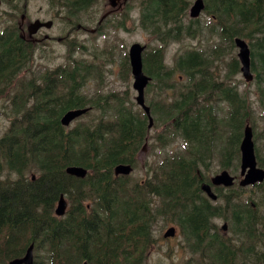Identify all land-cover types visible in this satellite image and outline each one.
I'll list each match as a JSON object with an SVG mask.
<instances>
[{
  "label": "trees",
  "instance_id": "16d2710c",
  "mask_svg": "<svg viewBox=\"0 0 264 264\" xmlns=\"http://www.w3.org/2000/svg\"><path fill=\"white\" fill-rule=\"evenodd\" d=\"M48 1L64 12L60 18L72 23L71 30L76 23L84 28V14L90 17L100 2ZM204 1L209 17L204 23L189 17L192 0L139 4L138 27L159 42L143 56L144 71L152 77L147 104L154 127L162 126L153 152L178 139L184 148L155 158L145 180L115 176V166L134 167L139 161L137 153L149 133L147 114L127 91L98 90L88 96L84 89L92 78L102 84L96 76L103 63L77 58L75 52L85 56L88 46L67 40L68 35L63 38L70 58L64 65L39 73L31 70L40 42L18 37L17 14L8 15L11 23L0 30V98L6 90L11 93L3 103L10 125L0 137V264L23 257L32 244L34 264H149L159 221L178 226L183 247L191 254L182 264H264V184H257L261 199L250 197V202L236 190L219 194L222 202H215L201 188L209 181L210 150L223 135L218 127L230 131L226 143L217 144L219 165L228 167L229 155L235 153L238 170L244 127L248 122L255 126L247 101L251 91L240 90L241 64L233 54L237 36L250 45L254 79L247 82L255 83L254 93L264 108V0ZM10 5L12 13L26 10ZM134 9L130 3L121 19H107L99 26L128 29ZM196 35L198 46L179 51L168 66L170 43ZM210 40L224 42V50L209 45ZM225 53H231L227 69L217 72L214 65ZM123 67L131 73L128 56ZM222 100L229 109L224 119L218 118L224 117V108H218V117L213 108L214 101ZM86 106L92 110L72 126L61 123L67 111ZM256 154L264 167L259 147ZM69 165L85 166L88 175H69ZM30 171L33 176H26ZM61 194L70 207L58 217L55 208ZM217 219L228 222L227 232Z\"/></svg>",
  "mask_w": 264,
  "mask_h": 264
},
{
  "label": "rangeland",
  "instance_id": "374dc122",
  "mask_svg": "<svg viewBox=\"0 0 264 264\" xmlns=\"http://www.w3.org/2000/svg\"><path fill=\"white\" fill-rule=\"evenodd\" d=\"M10 1L12 5L16 4L19 5L22 10L24 9L23 0ZM140 1L141 0L131 1L135 6V9L132 13L133 20H130L128 22V29L114 28L111 27L110 23H107L108 26L98 25L99 20H101L102 18L106 20L121 19L126 13L128 3L127 2L124 5V1H119L117 3V7H112L110 0H100V2L92 10V15L90 16L91 20H87V16L86 14H84L85 16L82 20V25H85V27L79 29L76 23L74 27L75 29L71 30L72 23L69 20H62L60 18V16H64V12L59 13L57 8L52 6L48 0H28L25 12L21 10L15 11V13L17 14V20H14L15 22L19 23L21 20V16H23L22 14L24 13L26 15L25 26L29 22H35L38 19H41L43 21L50 20L54 23V25L50 29L41 28L39 30V33L36 35L39 41L35 45H38L40 42V47L36 48V54L33 56V60L31 61L33 62V68H31V70L39 73L46 69L53 70L57 67H61V65H64L70 58V51L67 50V44L65 42V39L63 38L64 36L68 35L67 40L68 38H70L69 40L78 39L88 46V52L85 56H83L79 51L75 52V56L77 58L96 60L98 63H103V70H99L96 76L100 77L102 84L98 85L97 78H92L88 83V86L84 89V92L87 93L88 96H91L98 90L102 92L119 91L120 93H124L127 91L128 95L131 97V100L136 103L135 97L137 95V92L133 88V76L131 73L126 74V70L123 67L124 63L127 61L129 49L131 45L136 42L141 43L142 45H146V50L150 49L156 44H159V42L155 41L152 36H150L145 30L141 29L137 25ZM194 1L195 0H192V3H194ZM7 2L8 0H1L0 3V30L4 26L9 25L12 21L8 20V16H6L8 13L13 12L11 10V5ZM120 7L122 8L119 9ZM109 11L111 12L108 13ZM200 18L202 23L209 21L208 15H206V13L204 12H202ZM102 23H105V21H103ZM100 29H102V32L100 31ZM33 39L36 38L33 37L29 38L28 40ZM197 39L198 36L196 35L195 37H186L180 42L170 43L166 52V64L168 66H172L174 56L179 51L183 52L186 49L198 46ZM216 41L210 40L208 44L212 45L214 43V46H216L219 51H223L225 43ZM233 54L237 56V47H235ZM95 55L98 56V59H95ZM230 58L231 53H225L224 56L215 63L214 67L216 71L222 73L225 72L227 69L226 64L230 60ZM24 78L25 74L23 72L21 73V80H24ZM239 78L241 80L240 90L244 91L245 89H247L251 91V94L247 98V101L248 103L252 104L253 116L255 119V126H252L254 128V141L256 147H259L261 152L264 153V108L259 104L258 97L254 93L256 90L255 83L248 84L249 82L245 80L243 74H240ZM233 79L231 80V82L233 81ZM180 82L181 85L184 84L183 77L180 78ZM15 87L16 84L13 88ZM152 89L154 90V87H152ZM8 91L6 90L5 92H3L6 95H1L0 98V137L4 135L5 131L10 125L9 117L4 113L5 108L3 107V103L5 102L7 96L11 94L10 92L8 93ZM148 96L149 95H147L146 92L147 103ZM149 98L151 99L150 96ZM214 102L215 103L213 108L217 117L218 108L221 106L224 108V113H221V116L224 115V117L218 118H226L229 112L228 105L223 100ZM86 107L89 108V111L92 110L91 106ZM138 107L142 109L141 106L138 105ZM74 123H76V121ZM218 128L223 135L219 141L217 139L215 140L213 147L210 150V154L212 156V158L208 160V168L210 169V171L206 173L209 177L213 176L220 168L219 158L216 153L218 149L217 144H219V146L224 145L230 134V131L228 130L227 132H225L222 126H219ZM160 132H162L161 125L155 126L151 129V131L148 133L150 145L147 148V153H145L144 151L141 153L140 160L134 166V171L127 176H131L132 179L145 180L147 177L148 166L155 160V158L161 159L165 154L184 150V148L182 147L183 140L178 139L169 147L165 149L160 148L156 152H153L152 142L155 141L154 136ZM143 145L144 143L142 144V146ZM139 152L137 153L138 157ZM233 154L235 160L234 168L231 170V173L240 176V169L235 170L237 159L235 157V153ZM11 175H13V177H17V174ZM26 176L30 177L33 175L30 171L28 173L26 172ZM232 190L242 192L244 201L249 200L250 197L261 199L262 196L261 186L248 187L242 190L238 182H236ZM69 207L70 203L68 201L67 210L69 209ZM216 221L220 224V227L225 223L224 220L217 219ZM171 226H175L177 228V234L174 237L165 238L164 233ZM154 234L156 240L154 247L148 253L149 264H172L174 262L182 264L191 257L190 252L185 247H183L182 236L176 224L170 223L164 225L163 221H159L155 225ZM228 234L231 235V232L229 231Z\"/></svg>",
  "mask_w": 264,
  "mask_h": 264
},
{
  "label": "water",
  "instance_id": "95a60500",
  "mask_svg": "<svg viewBox=\"0 0 264 264\" xmlns=\"http://www.w3.org/2000/svg\"><path fill=\"white\" fill-rule=\"evenodd\" d=\"M120 0H110L111 5L113 7H117V3ZM127 1V0H126ZM205 9L204 0H196L191 7L190 16L192 18H198L202 11ZM25 18L23 15L22 19ZM24 21V20H23ZM53 26V21L44 22L42 20H36L35 22H31L28 25V34L29 37H34L41 28L50 29ZM236 47L238 48V58L241 61V71L243 76L247 81H252L254 79V75L251 71V49L249 44L241 37H236L234 39ZM146 49V45H142L141 43H134L131 45L129 49V58L131 65V72L134 79L133 88L136 90V102L139 106L145 110L146 114L149 117V128H151L154 124V118L151 113V107L147 105L145 99V90L151 81L152 77L147 75L144 71V61H143V53ZM89 108H77L71 109L67 111L61 118V123L64 126H70V124L87 113ZM254 131L251 124L248 122L243 131V137L240 143L241 148V170L243 178L240 181L242 186H250L255 185L256 183L264 181V170L257 166V157L255 150V142H254ZM134 170L133 166L130 163H120L115 167V173L117 175H129ZM66 172L72 176H76L78 178H85L88 175V168L82 165H69L66 167ZM235 178L230 175L227 170L222 171L221 173L215 175L212 178V183L215 185L223 184L225 186H232L234 184ZM203 190H205L208 195L216 199L217 195L212 191L211 185L204 184ZM68 208V200L65 195L62 194L60 199L57 202L55 213L57 216H64L67 212ZM228 224L224 223L223 230L227 231ZM176 227L171 226L167 229L164 234L165 238L173 237L176 235ZM8 264H34V244H32L27 253L22 258H16L11 260ZM86 264V263H84Z\"/></svg>",
  "mask_w": 264,
  "mask_h": 264
},
{
  "label": "flooded vegetation",
  "instance_id": "af4514ba",
  "mask_svg": "<svg viewBox=\"0 0 264 264\" xmlns=\"http://www.w3.org/2000/svg\"><path fill=\"white\" fill-rule=\"evenodd\" d=\"M24 1V7H27V0H23ZM121 1H123V0H121ZM0 3H1V0H0ZM8 4H11V1L10 0H8V2H7ZM13 5H16V4H13ZM13 11V10H12ZM10 13H8L6 16H8ZM11 14L12 15H14V14H16V13H12L11 12ZM22 15H25L24 13L22 14ZM25 18H26V15H25ZM25 18L24 19H22V16H21V20H25ZM19 28H20V32L19 33H17V36L18 37H20L22 40H26V37H25V32H26V29H27V26H25L24 25V22H19ZM3 32H0V34H2ZM148 141H149V139H148ZM145 144L143 145V147L141 148V150H140V152H139V160H140V155H141V153L144 151V152H146L147 153V148L149 147V142H148V145H147V143H146V139H145ZM234 156H232V155H229V158H228V161H227V166L228 167H226L228 170H232L233 168H234ZM220 171H222V170H218L215 174H217V173H219ZM231 173V172H230ZM234 176H236L237 177V179H236V181L237 182H239L240 181V177L239 176H237V175H234ZM211 179H212V176H211ZM206 182V181H205ZM204 182V183H205ZM203 185V184H202ZM201 188H202V186H201ZM203 190V189H202ZM212 190L214 191V192H216L217 193V195L219 196V194H222V196L223 195H225V193H227V192H229L230 191V189H228V188H226V186L225 185H222V184H220V185H212ZM204 192V191H203ZM205 194H206V192H204ZM219 198V200H221L222 201V198H220V197H218Z\"/></svg>",
  "mask_w": 264,
  "mask_h": 264
}]
</instances>
